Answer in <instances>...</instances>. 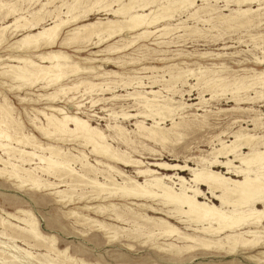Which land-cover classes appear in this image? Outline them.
I'll return each mask as SVG.
<instances>
[{"label":"rangeland","instance_id":"rangeland-1","mask_svg":"<svg viewBox=\"0 0 264 264\" xmlns=\"http://www.w3.org/2000/svg\"><path fill=\"white\" fill-rule=\"evenodd\" d=\"M0 1L5 4V7L0 9V26L7 25V30H4L6 39L0 45V55L2 56H8L11 53L5 49L7 42L12 43L20 39L22 34L27 31L20 28L15 30L14 16L5 15L10 6L18 8L17 17H24L28 19L27 21L38 20V27L41 28V26L48 25L57 14L64 19L70 16L66 15V5L72 2V0ZM99 1L101 2L81 0L83 4L80 5V10L76 11V14L80 13V17L75 23L81 25L88 22L104 23L110 19H123L122 15H114L111 10L118 8L122 3L126 4L128 0ZM175 1V3H168L167 0H158V4L163 8H158L159 11L156 13H160L158 16L164 15L166 18L148 28L150 32L155 31L151 32L152 34L142 32L144 29H140L111 38L104 37L98 44L96 43L99 38L97 35H92L77 43L67 46L57 43L52 47L53 50L65 51L80 67L90 63L89 60L83 59L94 57L91 52L101 50L95 56L98 60L91 62L99 64L105 70L114 71L115 73L112 75L101 76L97 69L92 72H75L51 86H45L43 81L34 84H28L29 82L21 84L0 77V92L7 96L13 107V116L20 120L25 133L34 135L35 139L45 147L55 146L71 155L83 153L90 164L106 169L96 163L99 160L104 165L114 166L116 170L139 182L144 180V177L136 173L139 167H151L157 172L164 173V171L150 166L149 163L165 161L187 163L196 167L200 165V158L213 159V148H218L219 142H229L233 139L231 138L233 133L238 130L255 136H263L264 0H252V3L248 1L237 3L238 0H209V3L215 7L211 14L206 12L205 7L208 4L204 0H194L195 3L193 2L186 9H181L180 5L178 6L179 0ZM140 2L141 0L134 1V3ZM94 3L95 5H92ZM239 8H249L251 12L244 15L245 18L242 19L241 16H236L234 13ZM83 9L84 11H82ZM37 10H39L37 16L41 18L37 16L33 18L32 13ZM193 11H195V15L190 17L189 13ZM145 12H148L147 8ZM218 15H231L236 19L225 21L219 19ZM238 22L243 23L238 24ZM23 23L24 19H21L17 24ZM75 23H70L62 28L60 31L62 38L66 36L70 28L75 26ZM117 24L125 26L124 22ZM100 37L102 38L103 35ZM77 48L82 51L76 52ZM48 50L49 48H43L40 52ZM25 53L27 54V52ZM182 72H187L186 82L178 80L176 84L172 77L182 74ZM219 76L221 79H218ZM207 80L217 83V86L207 87L203 83ZM86 81L90 83L88 84ZM242 82L247 83L248 87L242 88ZM18 85H22L21 88L18 89ZM58 88L63 89L58 90ZM151 89L160 91L157 92L156 100L170 103L174 108L173 114L169 116L178 122L177 127H171L169 116H165L164 120H160L161 115L157 114L158 118L154 113L150 118L141 114L129 117V114L144 110L139 103L141 98L136 95L143 94L151 98L152 94L147 92ZM160 93L162 94L160 95ZM70 102L80 105L79 110L74 107L68 108ZM49 106L67 108L71 113L77 112V116L88 121L93 127L102 130L106 135L107 142L114 150L123 152L125 159H134L142 164H124L96 155L90 151V147L85 145L81 138L67 133L64 135L44 134L43 131L33 126L31 120L37 125L41 123V126H45V118L37 110L50 113ZM54 113L59 116V113ZM138 121H141L142 125L146 127L151 126L154 121L159 122L158 126L163 131L165 138H149L146 130H137L136 123ZM114 124L124 128L123 138H118L110 128ZM260 140L264 142V136ZM10 145L30 150L29 146H23L22 143L19 144L15 141H11ZM241 150L248 151L245 146ZM36 153L49 155L47 149L37 148ZM0 156L6 158L1 150ZM218 159L224 160L220 155ZM11 162L13 161L11 160ZM37 162L36 157H33L31 164L24 166L43 165V163ZM234 163L239 164L237 161ZM2 166L0 164V168L3 169L0 172V220L3 219L4 222L18 230L12 232L9 229H4L0 224V264H259V262L246 257L256 254L258 251L247 254L246 250H242L237 254L227 255L220 251L201 250L166 255L159 252L154 254V250L149 249L148 246L134 243H131L133 248L128 249L125 246L127 241L121 237L118 238V236H121L130 226L114 220L113 216H109V212L89 211L83 209V206L98 204L105 206L113 202L119 207L117 209L126 206L150 216H162L150 211L149 208L137 207L135 203H144L165 209L159 199L116 196L106 199H91L87 198L93 194L90 191V185L84 187V184H76L73 188L64 186L63 182V185H61L62 183L57 185L56 177L42 175L39 169L36 172L45 181H42L43 186L35 188L29 183H22L20 178L10 176L8 174L10 166H5V168ZM72 166L77 171L81 170L79 163H74ZM215 169L225 170L221 167H214ZM179 173L186 178L190 175L188 170L179 171ZM110 174L115 183H122L125 179L114 171H111ZM232 177L236 178V176ZM97 179L102 182V175H98ZM45 182L47 184L53 182L55 186H47ZM109 187L111 188L113 185L107 184V188ZM174 187L178 186L174 185ZM62 189L66 191L63 193V199L60 200V196L54 192ZM72 211L88 215L99 222L110 225L105 229L112 227L109 229L110 234L116 233V238L112 243H109L102 229L96 230L97 227H94L92 223L79 221L70 213ZM29 214L34 217L42 238L27 237L23 240L20 228L25 227V223L22 219H26ZM170 221L180 229L191 232L176 220L170 219ZM5 230L6 232L2 233Z\"/></svg>","mask_w":264,"mask_h":264},{"label":"bare ground","instance_id":"bare-ground-1","mask_svg":"<svg viewBox=\"0 0 264 264\" xmlns=\"http://www.w3.org/2000/svg\"><path fill=\"white\" fill-rule=\"evenodd\" d=\"M95 1L101 2L99 0ZM134 1L135 0H128L126 4L122 3L118 8L111 10L114 15H122L123 19L121 20L110 19L106 22L104 21V23L88 22L86 24L77 25L75 22L79 19L80 13L76 14V11L80 10V5L83 4V2H81V0H72L71 3L66 5V15L68 14L70 16H67L64 19L57 14L48 25L41 26V28L38 27V20H30V22L24 17H17L18 8L13 5L10 6V8L7 6L8 10L5 9L7 11L5 15L14 16L15 30L20 28L21 30L27 31L22 34L20 39L12 43L7 42L5 49L11 51V53L8 56L0 55L1 79H6L10 82L16 81L21 84H25L26 82H29L28 84H34L43 81L45 86H51L58 83L67 75L75 72H92L97 69L101 76L107 77V75L114 74V71L105 70V68H102L99 64L91 62L98 60L95 56L98 55L97 53L101 52V50L91 52L94 57H86L83 59L89 60L90 63L84 67H80L65 51L53 50L52 47L57 43L67 46L85 40L92 35H97L99 41L96 44H98L104 37L111 38L120 34L132 33L140 29H144L142 32H155H150L148 28L166 18L164 15L158 16L160 13H156V11H159L158 8L161 9L163 6L158 4V0H141L140 3H134ZM204 1L208 4L207 7H205L207 9L206 12L211 14L215 10L214 5L209 3V0ZM244 1L246 3L247 1L251 2L252 0H238L237 3H242ZM167 2L175 3L176 1L167 0ZM178 2V6L180 5L181 9H186L193 4L194 0H179ZM4 5L5 4L0 1V9H2ZM62 5H64V3H62ZM92 5H95V3ZM104 8L106 9L105 5ZM146 8L148 9V12H145ZM167 9L168 8L166 7V10ZM82 11H84V9ZM195 11L189 13V16H194ZM38 12L39 10L32 13V15H34L33 18L38 15ZM55 12L57 11L55 10ZM167 12L169 11L167 10ZM248 12H251V9L239 8L234 11L236 16H241L242 19L245 18L244 15ZM40 18L38 19L40 20ZM220 18L225 21L236 19L231 17V15L219 16V19ZM21 19H24V23L18 25L17 23ZM118 22H124L125 26L118 25ZM70 23H75V26L70 28L67 31L66 36L62 38L60 31ZM242 23L243 22H238V24ZM6 27L7 25L0 26V45L6 39L4 34V30H7ZM102 35L103 37L101 38L100 36ZM43 48H49V50L46 52H40ZM75 51L79 52L82 50L77 48ZM25 52H27V54ZM46 62L48 64H43ZM187 72L174 75L172 80L175 81L176 84V81L178 80L186 82L185 79ZM259 75H262V73H259ZM263 78L264 76L262 79ZM218 79H221V77L219 76ZM128 80L130 81V79ZM153 80L155 81V79ZM86 83L89 84L90 82L86 81ZM203 83H205L207 87L217 86V83L211 82L210 80ZM21 86L22 85H18L17 88L19 89ZM241 87H248L247 83L244 84L242 82ZM61 89L63 88H58V90ZM216 89L219 90L218 88ZM147 92L152 94L153 97L150 98L143 94L136 95L141 98L139 103L141 108H144L146 111L142 110L134 114H129V117L132 118L141 114L144 117L150 118L154 113L156 115H161L160 120H164V118H166L165 116L173 114L174 108L171 107L170 103L168 104L162 100H156L157 92L160 91L151 89ZM161 94L162 93H160V95ZM0 97V150L6 155L5 159L0 156V164H2V167L4 168L5 166H10L8 172L10 176L20 178L22 183H29L35 188H39L40 185L43 186L42 181H45L42 180L38 172H36V170L39 169V172L42 175H52L54 178L56 177L58 182L57 185L62 182L64 183V186L68 188H73L76 184H84V187L90 185L89 188H91L90 191L93 192V194L87 198L106 199L116 196L120 198L159 199V202L165 207V209L163 207L146 205L144 203H135L137 207L149 208L151 209L150 211L162 216H150L126 206H121L122 208L117 209L119 207L113 202H110L105 206L100 204L83 206V209L89 211L92 210L98 213H104L105 211L109 212V216H113L114 220L130 226V228L125 229L121 236H118V238L121 237L123 240L127 241L125 246L128 249H132L133 245L131 243H134L148 246L149 249L154 250V254L159 252L166 255H175L183 251L196 252L201 250L220 251L227 255L237 254V252L242 250H246L247 254L258 251L256 254L247 255L246 257L252 261L259 262V264H264V142L260 140L264 135L255 136L238 130L233 133L231 136L233 139L229 142H219L220 144L218 148H213V159L206 160L200 158V165H197L196 167L190 166L187 163L179 164L168 163L165 161L149 163L150 166H154L158 170L164 171V173L157 172V170L151 167H139L136 173L139 176L144 177V180L139 182L126 176L123 172L116 170L114 166L108 164L104 165V163L99 160H97L96 163L106 169L90 164L87 161L86 155L83 153L71 155L55 146H43L35 139L34 135L25 133L20 120L13 116V107L8 101L7 96L0 92ZM202 100L205 101L204 99ZM79 106L80 105L75 102H70L68 108L74 107L76 110H79ZM48 110L50 113L37 110L44 116L46 122L45 126H41V123L40 125H37L31 120L33 126L36 129L43 131L44 134L57 133L64 135L67 133L81 138L84 144L90 147V151L96 155L106 157L112 161L122 162L124 164H142V162L134 159H125L123 152L114 150L107 142L106 135L102 130L93 127L88 121L77 116V112L71 113L67 108H58L54 106H49ZM54 112L59 113V116ZM169 117L171 127H177L178 122H176L172 116ZM158 124L159 122L154 121L151 126L149 125L150 127H146L142 125L141 121H138L136 123V128L138 131L146 130L149 138L158 137L164 139L165 136ZM110 128L118 138H123L125 130L122 126L114 124L113 126H110ZM4 141L8 143H5ZM11 141H15L19 144L22 143L23 146H29L30 150L13 147L10 145ZM260 145H263V147H260ZM244 146L248 151L244 152L241 150ZM37 148L47 149L49 155L45 156L36 153ZM219 155L222 156L224 160H219ZM33 157H36L38 161L37 163H43V165L25 167V164H31ZM11 160L13 162H11ZM234 161H237L239 164H235ZM74 163H79L80 171H77L72 166ZM214 167H221L225 170H214ZM187 170L190 172L188 178L179 173V171L183 172ZM1 171H3V169L0 168V172ZM111 171H114L125 178L122 183L114 182L115 180L110 174ZM172 171L176 172L171 173ZM98 175H102V182L97 179ZM232 176H236V178H233ZM63 183L61 185H63ZM107 184H112L113 187H115H109V189L107 188ZM46 185L55 186L53 182L46 183ZM174 185H177L178 187L175 188ZM65 191V189H62L57 190L54 193L59 195L60 200H62ZM70 213L81 222L83 221L88 224L92 223L94 227H97L96 230L102 229L109 243H112L116 238V233L110 234L111 231H109V229L112 227L105 229V227L110 225H106L79 212L72 211ZM31 215L32 214H29L26 219H22L25 223V227L20 228L23 240L27 237H31L32 239L42 238L36 221ZM170 219L176 220V222L182 224L186 230L191 232H186L180 229V227L172 223ZM0 224L4 229H9L12 232L18 230L16 227L4 222L3 219L0 220ZM5 232L6 230L2 233ZM51 242L53 241L51 240Z\"/></svg>","mask_w":264,"mask_h":264}]
</instances>
